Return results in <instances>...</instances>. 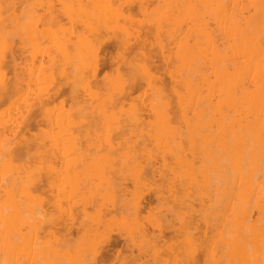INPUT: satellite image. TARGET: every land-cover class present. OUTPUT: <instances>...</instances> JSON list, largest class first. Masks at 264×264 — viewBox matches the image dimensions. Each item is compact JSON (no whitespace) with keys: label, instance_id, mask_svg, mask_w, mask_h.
<instances>
[{"label":"rangeland","instance_id":"374dc122","mask_svg":"<svg viewBox=\"0 0 264 264\" xmlns=\"http://www.w3.org/2000/svg\"><path fill=\"white\" fill-rule=\"evenodd\" d=\"M228 2L0 0V264H264V12Z\"/></svg>","mask_w":264,"mask_h":264},{"label":"bare ground","instance_id":"6f19581e","mask_svg":"<svg viewBox=\"0 0 264 264\" xmlns=\"http://www.w3.org/2000/svg\"><path fill=\"white\" fill-rule=\"evenodd\" d=\"M114 1H116V0H114ZM120 1V0H119ZM149 2H150V0H148ZM144 4L146 5V3L144 2ZM142 5H143V3H142ZM144 5V6H145ZM228 6L230 7V8H233L232 10H235V9H240V10H245V9H247L248 7H251V6H254L255 7V9H256V13H261V12H264V0H229V2H228ZM141 8V7H140ZM260 16V15H259ZM243 24V26H242V29L244 30V33H247L248 32V30L249 29H251V28H257L258 27V25H259V21H258V17L257 16H251V18L250 19H247V18H244V22L242 23ZM228 27V26H227ZM230 34V33H229ZM253 35H255L256 36V38H261L262 36L264 37V34L262 33V31H257L256 30V32L255 33H253ZM229 38V37H228ZM230 39H231V37H230ZM261 40V39H260ZM260 42V41H259ZM116 43V42H115ZM106 45V44H105ZM229 45V44H228ZM263 46V45H262ZM108 47V46H107ZM107 47H104V48H107ZM229 47V46H228ZM212 48V47H211ZM108 51V50H107ZM110 51V50H109ZM61 53V52H60ZM102 57V58H101ZM116 57H118V56H116ZM237 57V56H236ZM119 58V57H118ZM231 58H232V55H231ZM12 59H14V57L12 58ZM100 59H101V62H99L100 64H101V66H102V68L103 67H106V66H108V64H110V62H111V60L110 61H108V58H107V54L105 53V55H103V56H100ZM236 59V58H235ZM99 60V59H98ZM116 60H117V58H116ZM13 62H14V60H12ZM11 61V63H10V65L9 66H11L12 65V62ZM100 61V60H99ZM242 62V61H241ZM230 63V62H229ZM99 64V65H100ZM229 66V65H231V66H229L230 68H232V65H234V63L232 64V63H230V64H226V66ZM8 66V65H7ZM234 67V66H233ZM226 69H228V67L226 68ZM103 70V69H102ZM228 71H229V69H228ZM19 78V77H18ZM253 79V78H252ZM251 79V80H252ZM231 80V79H230ZM250 79L248 78V81H249ZM256 80V79H255ZM251 82V81H250ZM16 83V82H15ZM254 84V83H253ZM8 85V84H7ZM248 85V84H247ZM253 86V85H252ZM248 87V86H247ZM251 87V86H250ZM11 91H12V87L10 88V89H8V88H4L3 89V91H0V104H2V102L3 101H6L5 99L8 97V95H9V92L11 93ZM228 91V93H229V89L227 90ZM61 92V91H60ZM57 94H59V91L58 92H56L55 93V95H57ZM240 101V100H239ZM212 102V101H211ZM214 105V104H213ZM236 106H237V104H236ZM238 107V106H237ZM258 109H259V106H258ZM235 111V110H234ZM232 113V112H231ZM236 113V112H235ZM254 115V114H253ZM260 117V116H259ZM8 130V129H7ZM6 132H8V131H6ZM16 132V131H15ZM13 133H14V130H13ZM119 133H121V132H119ZM247 168V167H246ZM240 182V181H239ZM127 191V188L126 187H124V188H122V192L124 193V192H126ZM152 196V195H151ZM148 197H149V195H148ZM155 197L156 198H159L160 196H159V193H158V191H156L155 192ZM147 198V197H146ZM152 198V197H151ZM153 199V198H152ZM147 200V199H146ZM152 201V200H151ZM148 202H150V201H148ZM151 204H153V203H150V205ZM149 206V205H148ZM146 208V205H143V201H140L139 203H137V206L135 207V213H136V210H137V213L138 214H140L142 211L144 212V209ZM124 208H123V204H121L120 206H116V207H114L113 209H112V211H110V214L112 215V216H114L115 214L114 213H116V215L118 214V213H121V214H123V212H124V210H123ZM149 209H151V208H149ZM250 210H252V209H250ZM114 214V215H113ZM114 216V218L116 217H118V215L117 216ZM113 218V217H112ZM113 218V220H116V218L114 219ZM250 219V221L248 222V229L250 230V234H252L253 232H259V233H263L264 232V204L262 203V208H261V210H260V215H259V218L257 219V220H252V217L251 216H249L248 217V220ZM110 220H111V218H110ZM121 220H122V218H121ZM137 221H139V219H137ZM63 223V222H62ZM61 226V228H62V226H64V224H60ZM73 225H74V223H72V226L70 227V230H72V228H73ZM64 228V227H63ZM66 228V227H65ZM171 234V233H170ZM254 234V233H253ZM168 237L167 235H165L164 234V237ZM251 237V236H250ZM113 239L114 238H111V237H107L106 238V242H107V244L109 243V244H111L112 242H114L113 241ZM163 238H162V236H152V238H150V244L152 245V246H154V247H156L157 246V244L159 243L158 241L159 240H162ZM168 239V238H167ZM114 240H116V239H114ZM162 242V241H161ZM164 242H166L165 240H164ZM213 242V241H212ZM205 243V242H204ZM128 244V243H127ZM112 245H113V243H112ZM237 245V244H236ZM110 246V245H109ZM111 248H113V247H111ZM124 249V248H123ZM152 249V248H151ZM230 249V248H229ZM204 250V249H203ZM110 251V250H109ZM112 251H113V249H112ZM126 251V250H125ZM247 249H245L244 248V250H243V254H244V256H245V258H246V256H247ZM108 253V252H107ZM110 253V252H109ZM158 253H160V250L159 249H154V252H153V258L155 259L156 257H157V255H158ZM262 253V252H261ZM111 254V253H110ZM109 254V255H110ZM132 254V253H131ZM163 254V253H162ZM99 255H101V251H99V253H97L96 254V257H93L92 259H90V260H88L87 262H86V264H94L95 262H96V259H97V257L99 256ZM104 255H105V253H104ZM107 255V254H106ZM120 255V254H119ZM103 256V255H102ZM105 257V256H104ZM110 257V256H109ZM134 257V256H133ZM135 257H137V256H135ZM166 257V256H165ZM172 257V256H171ZM239 257V256H238ZM263 257H264V255H263ZM107 258V257H106ZM129 256H123L122 257V260L124 261V262H126V261H128L129 260ZM108 259V258H107ZM136 259V258H135ZM260 259H262L261 257H260ZM137 260V259H136ZM264 260V259H263ZM138 261V260H137ZM102 262V261H101ZM105 262H106V260H105ZM142 264H144V263H142Z\"/></svg>","mask_w":264,"mask_h":264}]
</instances>
